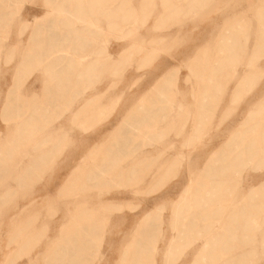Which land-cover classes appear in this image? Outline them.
Listing matches in <instances>:
<instances>
[{
    "label": "bare ground",
    "instance_id": "1",
    "mask_svg": "<svg viewBox=\"0 0 264 264\" xmlns=\"http://www.w3.org/2000/svg\"><path fill=\"white\" fill-rule=\"evenodd\" d=\"M16 1L17 0H0V60L3 55L2 53L5 49L4 39H2L3 30H4L3 28L6 25H9L13 21L16 11L17 14L20 11L19 7L18 9H16V11L15 8L13 7ZM46 1H47L46 8L43 11V13H41V15L32 16L34 23V24L32 23L33 24L32 26L35 25V28L32 27V29L34 28L33 29L34 31L31 32L32 35L31 34L29 35L31 37H28L30 40H28L26 43V45L28 44L27 45L28 47H26L25 50L26 54L23 57L21 56L22 58L15 65V70L17 75L23 74L24 71L27 69V67L33 64L35 65V67L41 68V71L43 70L45 75L62 74L66 72L70 74L90 75L95 72H103V70L109 66H111L112 68L120 64L125 59L128 53L127 50L119 54L111 50H106L105 51L106 53L104 52L105 54H103L99 49V47L95 46L96 44L92 45L91 43H89L90 40L88 41V38L93 37L95 33L100 32V30L104 26L102 24L103 22L102 20H104L105 18L108 19L109 24H113L115 22L118 23L123 21H130L131 18L134 19L135 17H137L136 16L137 9L133 8L135 0H126L125 7H124V3H119L116 5L115 2H111L109 6L108 4L106 6H97L98 2L100 1L103 2V0H46ZM148 1L149 0H139L138 3L140 9L143 8V6ZM160 1H161V5L164 6V10H163L164 13L162 11L163 15H161L160 18H164L165 16H167L171 10H174V8L178 9L179 6H183V5L185 6L186 4L192 2V0H175V2H172L174 0H160ZM92 5L94 6V8H91ZM96 12L98 13V16H96ZM72 14L75 15L76 17H79L80 19L79 20L80 22H78L79 24L71 17ZM245 18L246 17H244L242 23H244L246 19H247L246 23H249L248 18L246 19ZM29 21H30L29 19H25V24L23 23L25 27L29 25L28 24ZM235 21L232 24H230L229 33L227 34L223 33L225 36L217 42L216 49L214 50V52L212 51V49L205 47L208 49L204 50L205 48H203L204 51L200 50L199 53L196 52L197 54L195 55V57H192L193 59H191V61L189 60L190 62L188 63L192 71V74L197 79V85L200 86L199 87L200 89L196 94V98L193 104L184 105L182 103L179 104L177 103V105H175L174 97H176V95L175 93H174L175 96L172 97L171 95L173 93L172 86L174 88L176 84V80L174 78V72L173 73L171 71L163 72L160 75H157V78L154 80V82L150 84L149 90L145 92V94L142 95V97L139 98L138 101H136L137 103L132 105L125 112V115H123L118 120V123L116 124L112 132L109 135L105 134L107 137L103 138V136L105 135L102 134L101 137L102 139L98 144L87 147V149L84 148L85 150L82 148L83 146H81L80 148L76 147L74 149L75 152H78L79 149H83V151L81 152L79 151L80 154L78 156V160L75 161L76 163L74 164V167L68 173L67 178L63 183V186H61L62 189L60 190V193L61 192L63 193V191L66 190L67 191L74 190V193L76 194L75 196H72L73 198L71 200H66L65 202H63L64 206L62 207L63 208L62 215L58 219V221H63V223L60 224L58 222L59 231H60L58 240L56 242V245H54V247L52 246L53 248L47 254V257L44 261L45 264H79V263L84 264L85 262L86 264L90 263V261L92 260L90 256V254L92 253L91 250L93 249V245L96 244L95 243V235L97 233L96 231L98 230V228L103 227L106 224L103 223L109 218V215L111 216L110 213L108 216H106V214L103 215V213L101 214L100 212L95 211L93 209V205L97 202L95 200H98L99 202V199L102 197L103 198L102 201H104V203H102L100 206H102V208L106 210L108 209V210H113L114 213L116 212V218L120 221V219H124V218L126 219V217L122 215L123 213H121V211H123V208L124 207L126 208V206L122 203H116L115 200L117 193L119 192L136 193L137 185H139V183L141 184L142 182L147 183L148 181L149 182L154 181V183L151 182L152 185L151 187H149L151 189H154L153 186L155 185V183L159 180V178L162 179V177L158 178L159 175H162L163 177H165V175L167 174L170 175L169 165H172L174 161L171 160L172 157L170 156V154L169 157H166V159L163 160L162 162L165 165L168 164L167 167L163 165L156 167L155 163L157 162L156 161L152 162L149 159L154 153L157 152L163 155V153L167 149L166 147L168 146L169 148V144L163 146L162 148H158L157 146H154L149 150H145V152L142 154L141 152L127 153L125 151V148L128 145L135 143L136 140H139V138L141 137L144 139L146 135H147L146 138L148 137L149 143L152 144L153 140H155L156 133L162 127L161 126L162 124L160 125V123L164 120H168V118L171 115L172 117L169 119V122H173L174 120L177 121V119L179 118V120L183 123L182 124L183 127L187 126V124L190 122V121L188 122L187 115L190 113L189 111L190 108H192V106H194L195 108L196 120L193 125L194 126L193 130L192 129L191 130L193 132L194 131L199 132L201 128L203 127L205 128L206 125L210 124L211 119L214 116V113L225 94L226 88L229 86L230 82L233 81V79H235V84L233 88L234 90L230 94L231 100H238L240 98L241 91H243L244 89H250L254 85L256 81L254 82L255 79L253 76L255 72H257L259 69L258 68L256 70L255 68L258 67L257 66L258 60L262 55V53L264 52V44L260 45V38L264 39V31H263L264 26L262 28V31H260L258 35L259 40L254 46L255 49L251 53V57L249 58V61L244 63L243 61L241 62L242 64L246 63L245 64L246 66H251L256 71L252 73L251 70L249 71L247 68H244L240 72L237 70L236 65L239 61H241L240 59L244 60L242 57H244V55L247 54V51L249 49L246 47L247 46L246 42L243 43L240 41L239 38L240 36H242L241 35L242 32L238 31ZM68 25H72L70 28L71 30L61 31L59 33L60 34L59 36L61 38L58 39L56 43L61 44L63 42H67L68 44H70V46L71 44H73L76 48L79 49L78 53H72L71 51L66 49L65 53H57V54L55 53L51 57L43 58V56L41 55L42 49L40 44H42L41 42H43L44 38L43 37L41 38V32H43L47 28L48 30H50L53 27L60 30V28L63 29ZM24 30L22 29V32L19 33L20 36H22ZM19 31H21V29ZM50 36L57 37L55 34L53 35L49 34L48 37ZM68 36L73 37L71 41H66L67 40L66 37ZM4 38L7 39L6 37ZM255 40L254 42H256ZM17 46L19 45L17 44ZM103 46L106 47V44H104ZM9 48L11 49V46ZM251 51L252 50H250V52ZM7 52H5V56ZM23 52L24 51H22V53ZM10 54L11 53H8L7 55ZM115 54H117L116 57H114ZM10 60L11 57L7 58L5 62L8 63ZM226 67H232V70L230 73H228L230 77H228V79H226L225 81L223 80L224 77L221 78L222 76L221 77L219 76L222 74L221 71H223V69ZM70 80H72V78H70ZM188 80L189 79H187L186 81L188 82ZM257 83H259V80ZM127 87L128 86H126V88ZM98 89H100V87ZM78 90L80 91V89ZM18 92H20V90ZM18 92L16 96H13L12 92L9 91L6 97V101H4L5 102L4 109H6L9 112H13L15 117V123L12 129V133L11 134L8 133L7 137L8 135L10 136V138L8 137L9 139H14V138L25 139L28 137H31V139H33L32 137H36V136L40 137L38 141V145L36 146L37 151L35 152L34 155L31 156L28 163H26L30 167H39L42 163L46 161V159L49 157V155L52 153V151L55 148V145L51 144V142L49 144L48 141H51V139L56 138L54 137V135H57L56 139H61L62 137L60 136L59 138L58 134L60 135L66 134L67 130L65 127H67L66 126L67 123L72 118L75 120V122H77L79 116H84V119H86V117L88 119L91 118L90 120L91 122L90 121L88 122L92 123L93 121L92 117H95V114L98 113L97 111L100 110L99 109L96 111L94 106V104L96 103H93L94 100L101 99L96 94L98 93V91H94L96 93L93 94L92 93L84 94V92H81V95L84 97L79 102H77L76 104L74 103L75 105L73 104V102L72 103L69 102V105H67L61 111V115H63V117H61L62 118L61 121L59 120L60 123L56 126L54 124L55 127H52L51 129L44 130L43 120L46 114L44 110L45 107L49 104V102L53 100H61L65 98L69 99V97H71L75 92L73 90H67L63 87L51 88L48 87V85L44 88V91L43 93H41V95L38 93H34L29 99H27L28 97L26 99L25 97L24 98L21 97L22 95L18 94ZM95 94L97 95L95 97L96 99L95 98L93 99L92 96H94ZM102 94H105V92ZM105 95H103V98ZM172 98L174 99V104ZM176 98H178V96ZM109 102L110 103L108 104V106H110V104L113 103V101H109ZM254 108H251L252 110L247 112L246 117H244L243 121L237 126V128L234 129L232 132H230L228 138H226L227 140L224 143H222V145L220 144L221 147L219 149L217 148L218 150L216 151L215 150L213 152L211 151V154L204 161L202 168L200 169L196 178L192 179L187 184V186L184 187V189L178 195L177 199L174 201L175 203L173 204L175 205L171 209L172 210L171 214H169L170 235L168 234L169 237L165 239L166 240L164 242L165 246H163V248H160L159 246V241L164 240V235H163L164 229L161 228L162 227L161 218L157 219L155 217V213L156 211H158L157 210L158 208L155 207L154 210H145L144 214L139 218L138 224H136L137 227L135 226V231L137 230L136 233L134 232V235H132L133 238L122 249L120 261L118 260L119 262H121V264H157V257H158L157 255L159 253L162 254L163 264H231L233 262H238L239 264L243 260H245V262L253 261V264H258L259 262L260 264H264V191H263L264 182H262L260 186V179H259V182H255V184L249 185V187H247L245 190H241L238 188L239 183H241L242 178L244 177V172L247 171L245 170V167L247 165L250 166V171L251 170L254 172L260 171V155H263L260 154V147L262 146L260 145V135H261L260 124L262 123V122L260 123L261 121L260 103L257 104L256 107ZM76 118L78 119L76 120ZM84 119H82V121H85ZM13 120L11 122H13ZM179 120L177 121V124L178 122L181 124ZM94 121H96V118ZM78 123L77 125L79 126ZM86 123L83 124L86 125ZM89 123L87 125L90 126L95 122L92 124ZM73 124L76 125L75 123ZM174 124L175 123H173V125ZM82 126L83 125H81V127ZM172 127H175V125ZM172 127L170 129H172ZM205 129H203V131ZM169 132L168 134H170ZM188 134H192V133H188ZM203 134H201V136ZM78 138L79 137H77V139ZM5 140L6 139L3 140L4 141L3 143H5ZM262 140H263L262 147H264V137ZM84 141L86 140L84 139ZM183 142L184 141H182V143ZM84 145H86V143ZM42 146L45 147L47 146V147L41 148ZM5 148L6 147L3 148L4 150L0 151V166L3 165L2 164L4 161L3 156L7 155V152L2 154L4 151H6ZM62 150L63 149L61 148V151L59 152L61 153ZM84 151H86L87 153ZM179 152L182 153L181 151H178L177 153ZM186 152L188 153L189 151ZM167 153H169V151ZM159 158L163 159L164 157H159ZM173 159H175V157H173ZM183 161L184 159L182 158L179 161V163L182 164L184 163ZM144 164H146L147 172L149 170L148 173H150V175H148L147 173L148 177L147 176L144 177L146 173L144 175L139 174L141 172L143 173V169L145 168V167L143 168ZM160 167H164L162 168L164 171L161 170L163 172L162 174L160 173L157 176L158 178L157 179L156 174L159 171ZM173 170L176 169L173 168ZM93 180H97V182L93 183L92 182ZM111 181L116 182L118 186H123L125 189L116 192L114 191L112 196H106L105 193L93 194L95 189L92 190L93 193L90 194L92 187L101 186L100 183L105 185ZM253 182L254 181H251V183ZM98 189L99 188H97V190ZM156 190L157 189H155V191ZM74 193L71 194L74 195ZM0 195L2 194L0 193ZM69 195L70 194H68V196L66 197L69 198L70 197ZM94 198L95 200H93ZM37 201L39 200L38 197L36 196L33 197L32 200H30L26 204L22 203L24 207L23 209L20 208L21 211H25L27 210V208L30 207H35ZM12 206H14V204ZM16 206H18V204ZM98 206L99 205H97V207ZM25 212L27 213V211ZM8 213H6L7 215H4L7 216V218H8ZM2 215L3 214L1 213V216ZM34 216L36 217V215ZM34 216L32 215L31 221H33L32 219L35 218ZM160 216H162V214ZM36 218L38 219V217ZM132 219H135L134 215L129 217V219L127 218L128 221H131ZM254 221H257L259 224H255ZM8 222L9 220L7 221V223ZM34 223L35 222L33 221V224ZM19 225H17L19 228L18 230L16 228L15 231L16 234L17 231H19V229L24 224L22 223L21 227ZM30 225L33 226L31 223ZM30 225L29 227H31ZM23 227L22 229H24ZM46 228L45 230L48 231ZM26 230L27 229H25L24 231ZM259 230L261 231L260 241L257 239ZM13 234L14 233H12L10 236L12 237ZM20 234H22L23 236L24 233L21 232ZM34 234L35 233H33L30 238L34 239L35 238ZM161 234H162V238H160ZM250 236L252 237V240L247 239V237ZM30 238H26L25 240L19 242L18 246L15 242L16 239H12V240L10 239L7 242V244L15 242L16 246L18 247V248L16 247L17 252H19L20 250L25 249L29 245ZM110 241L112 242V240ZM100 242L98 247L101 248L100 245H102V242L101 243ZM241 244L242 245L245 244L244 248L242 247L235 248L234 246V245L241 246ZM249 244L254 246L253 251H257L256 246L260 244L261 247L260 258H256L255 256H249V257L247 256L249 249L246 247ZM4 246H7L5 245V242H4ZM99 249L97 250L99 251ZM117 250L115 251L117 252ZM10 251H12V249ZM12 252L13 253L10 255H12L13 258V254L14 252L16 253V251L13 250ZM186 252L187 254L185 256ZM189 253H192L190 254L191 257L187 258V255ZM10 255H8V257H10ZM9 261L11 263L13 262V260L11 261V259H9ZM118 261L116 260L115 263Z\"/></svg>",
    "mask_w": 264,
    "mask_h": 264
},
{
    "label": "rangeland",
    "instance_id": "2",
    "mask_svg": "<svg viewBox=\"0 0 264 264\" xmlns=\"http://www.w3.org/2000/svg\"><path fill=\"white\" fill-rule=\"evenodd\" d=\"M46 2V0H17L13 7L15 8V11L19 7V13L17 14L16 11L13 21L9 24L10 26L6 25V28H3L4 30L1 29L3 30L2 39H4L5 49L2 53L3 55L0 60V151L4 150L3 148L6 147V151H4L2 154L7 152V155H2L4 161L2 163L3 165L0 166V193L2 194L0 195V209H2L0 210V224L4 222L0 225V264H14V261L15 264H45L44 261L47 257V254L54 247V245H56V242L58 240V236L60 233L58 224L63 223V221H58V219L62 215V207L64 206L63 202H65L66 200H71L73 198L72 196H75L76 194L74 193V190H68L69 192L66 190L63 191V193H60V190L62 189L61 186H63V183L65 182L68 173L74 167V164L76 163L75 161L78 160L80 152L83 151L84 148L87 149V147L98 144L102 139V134L109 135L118 123V120L123 115H125V112L132 105L137 103L136 101H138L139 98H141L142 95L145 94V92L149 90L150 84L154 82V80L157 78V75H160L163 72H174L176 87L174 86L173 88L172 86L173 93L171 95L172 97L175 95L176 97L178 96V98L174 97L175 105H177V103H182L184 105L193 104L196 98V94L200 89V86L197 85V79L193 76L188 62H190L191 59H193L192 57H195V55L197 54L196 52L199 53L200 50L204 51L209 48L212 49V51L214 52V50L216 49L217 42L225 36L224 34L229 33L230 24H232L236 19L235 23L238 28V31L242 32V36H240L239 39L243 43L246 42V47L249 49L247 51V54L242 57L244 60L240 59L241 61L237 63L236 68L240 72L244 68H247L249 71L251 70L252 73H254L259 68L257 71L258 73L255 72L253 76L255 79L254 82L256 81L254 85L250 89H244L243 91H241L242 97L240 95V98L238 100H231L230 94L231 92H233L235 84V79H233V81L230 82L229 86L226 88L225 94L222 100L220 101L219 106L217 107L210 124L206 125L207 127L205 126L207 130L203 127L199 132L192 131L194 127V122L196 120L195 108L194 106H192L189 111L190 113L187 115L188 122H190L187 124V126H185L186 128L183 127V123L179 120V118L177 119V121L179 120L181 124L179 122L177 124L176 120H174L173 122H169V119L172 117L171 115L168 120H164L165 123L164 121H162L163 123H160V125L162 124V127L156 133L155 140H153L152 144L149 143L148 137L146 138V135L144 139L141 137L139 138V140H136L135 143L130 144L125 148V151L127 153L141 152L142 154L145 152V150H149L154 146L162 148L163 146L169 144V148H171L172 146L173 147L169 149L167 146L166 148L168 150L166 149V151L164 152L165 154L163 153L162 155L157 152L158 154L154 153L149 159L152 162H157L155 163L156 167H159L161 165L167 167L168 164L165 165L162 162L166 159V157H169V154L172 157L171 160H174L172 165H169V174L172 176L168 174L165 175V177L159 175L160 173L162 174V172L164 171L162 169L164 167L159 168V171L156 174V178L159 175L158 178L162 177V179L159 178V180L153 186L154 189L149 188L151 187L152 183H154V181H151L152 183L148 181L147 183H139V185H137L136 193H117L115 201L116 203H122L126 206V208L124 207L123 211H121V213H123L122 215L126 217V219H120L119 221L116 218V212L114 213L113 210H106L102 208V206H100L102 203H104V201H102V197L99 199V202L98 200H95V198L93 199L97 201L93 205V209L95 211L100 212L101 214L103 213V215L106 214V216H108L110 213L111 216L109 215V218L103 223L106 224L103 227L98 228V230L96 231V244L93 245V249L91 250L92 253L90 254L92 260L88 264H107V262L108 264H113L116 260L120 261L122 249L133 238L132 235H134V232L136 233L137 231H135V226L136 224H138L139 218L144 214L145 210H154L155 207L158 208H156L158 211H156L155 217L157 219L161 218V228L164 229V240L159 241L160 248H163V246H165V239L169 237L168 234L170 235L169 214H171V209L175 205L173 204L175 203L174 201L177 199L178 195L181 193L184 187L187 186V184L192 179L196 178L200 169L202 168L204 161L211 154V151L213 152L214 150H218L221 147L222 143L227 140L226 138H228L230 132L236 129L237 126L243 121L244 117H246L247 115V112L252 110L251 108L256 107V105L259 103L261 117L260 123L262 122L260 124V145L263 146L262 139L264 137V52L258 60V67L255 68L256 70H254V68H252L251 66H246V63L242 64L241 62L243 61L244 63L249 61L251 53L255 49L254 46L259 40L258 35L260 31H262V28L264 26V0H192L191 3L186 4L185 6H179L178 9L174 8V10H171L170 13L164 18H160L161 15H163L164 13V6L161 5L160 0H149L141 9L138 3L139 0H135L133 8L137 9V17H135L134 19L131 18L130 21L118 22L119 25L116 22L113 24H109L108 19L105 18L104 20H102L103 22L101 21L104 26L100 30V32L95 33L93 37L88 38V41L90 40L89 43H91L92 45L96 44L95 46H98L103 54L106 53V50H111L113 52H116L117 54L125 52L127 50L128 53L125 59L120 64L112 68L111 66H109L110 69L109 67H107L103 70V72H95L90 75L70 74L68 72L62 74L45 75L43 70L41 71V68L35 67V65L33 64L29 65L23 74L17 75L15 65L26 54L25 50L26 47H28V44L26 45V43L28 40H30L28 37H31L29 35L31 34V32L34 31L33 29L35 28V25L32 26L34 24L32 16L41 15V13H43L46 8ZM111 2H115L116 5L119 3H124V7L126 5V0H103V2H98L97 6H106L107 4L109 6ZM172 2H175V0ZM91 8H94V6L92 5ZM243 15L244 17L248 18L249 23H246V18L244 23H242L244 20ZM96 16H98L97 12ZM71 17L77 23L80 22L79 17H76L73 14ZM25 19L30 20L28 23L29 25L26 27L24 25ZM71 26L72 25H68L63 29L60 28V30L55 27L51 28L50 30H48L47 28L46 30L41 32V38H44L43 42H41L42 44H40L42 49L41 55L43 56V58L51 57L55 53H65L66 49H68L72 53H78L79 49L76 48L73 44H71L70 46V44H68L67 42H63L61 44L56 43V41L61 38L59 36V33L61 31L71 30ZM32 27L34 28L32 29ZM20 29L21 31H19ZM22 29L25 30L22 36H20L19 33L22 32ZM133 32L135 33V35ZM49 34H55L57 37H48ZM102 34L103 36H105L103 37ZM4 37H6L7 39H5ZM66 38V41H71L73 37L68 36ZM254 40L256 42H254ZM17 44L19 46H17ZM104 44H106V47L103 46ZM263 44L264 39L260 38V45ZM14 45H16L17 47ZM10 46L11 49L9 48ZM203 48L205 49L203 50ZM250 50L252 51L250 52ZM22 51L24 52L22 53ZM5 52H7V54H11H6L5 56ZM117 54H115L114 57H116ZM9 57H11V60L6 63L5 61ZM231 70L232 67L224 68L223 71H221L222 74L219 77H224L223 80L226 81V79L230 77L228 73H230ZM185 76L190 81L188 80L187 82ZM70 78H72L73 81L70 80ZM258 80L259 83H257ZM47 85L51 88L63 87L67 90H73L75 93H73V95L69 97V99L65 98L49 102V104L45 107L44 110L46 113L45 118L43 120L44 130L51 129L52 127H55L60 123L62 119L61 117H63V115H61V111L67 105H69V102H73V104L79 102L84 97L81 95V92H84V94H93L96 93L94 91H98V93L96 94L101 99L94 100L93 103L97 104H94L95 110L97 111L100 109L99 111L101 112L97 111L99 114L97 113L95 114V117H92L93 121L96 118V121H94L95 123L92 121V123L94 124L88 122L91 120L90 117V119L86 117V119H88L86 120L84 119V116H79V119L76 118V120L78 119L77 122H75V120L72 118L67 123V127H65L67 130V136L66 134H58L59 138L60 136L62 138L56 139L57 135H54V137L56 138H53L51 139V141H48L49 144L50 142L51 144H54L55 148L49 155V157L46 159V164L44 162L39 167H30L26 163H28L31 156L34 155L37 151L36 146L38 145L40 137H32L33 139H31V137L25 139H9L10 136L8 135V138L7 134L12 133V129L15 123V117L13 112H9L4 109V101H6V97L9 91L12 92L13 96H16L17 92L20 90L18 94H21L22 96H20L23 98L25 97V99L27 97V99H29L34 93H38L41 95ZM77 86L80 91L77 89ZM126 86L128 87L126 88ZM99 87L100 89H98ZM104 92L106 95L102 94ZM96 94L92 96L93 99L97 96ZM103 95H105L104 98ZM174 99L172 98L173 104ZM109 101H113V103H111L112 105L110 104V106H108V104L110 103ZM82 119H84L85 121H82ZM12 120L13 122H11ZM82 122H87L86 125L88 123L92 125H87L86 127V125ZM73 123H75L76 125L78 123L79 126H76ZM173 123H175V127H172L174 126ZM81 125L83 126L81 127ZM171 127L172 129H170ZM203 129H205V132L203 131ZM168 132L170 134H168ZM201 134L203 135L201 136ZM77 137L79 138L77 139ZM105 137L107 136H103V138ZM3 138L6 139L5 143H3ZM96 138H98L99 141ZM84 139L86 141H84ZM182 141L184 142L182 143ZM82 143H86V145ZM81 146H83V149H79L78 152L74 151L76 147L80 148ZM262 146L260 147V154H263L260 155V171L254 172L251 170V172L250 166L247 165L245 167V170L247 171L244 172V177L242 178L241 183H239L238 185L239 189L245 190L247 187H249V185L255 184V182H259V179L260 186L262 182H264V147ZM44 147L45 146H42L41 148ZM61 148L63 150L60 153L59 151H61ZM168 151L169 153H167ZM178 151H181L182 153H177ZM186 151L189 152L187 153ZM55 156L58 157L56 158ZM186 156L190 158H187ZM159 157L164 158L160 159ZM173 157H175V159H173ZM182 158L184 159V163L180 164L179 161ZM143 168V173L141 172L139 174L144 175L146 173L144 177H148L150 173H148L149 170L147 172L146 164L143 165ZM173 168L176 170H173ZM175 171L177 174L175 173ZM251 181L254 182L251 183ZM92 182L96 183L97 180H93ZM100 184L101 186L92 187L90 194H92V190L95 189L93 194L105 193L106 196H112L114 191L116 192L125 189L123 186H118L117 183L113 181L105 185L102 183ZM97 188L99 189L97 190ZM155 189L157 190L155 191ZM71 193H74V195H72ZM68 194H70L69 198L66 197L68 196ZM36 196L38 197L39 201H37L35 207L27 208V210H25L27 211V213L25 211H21V209H23L24 207L23 204H26L27 202L32 200L33 197ZM57 198H59L60 200ZM9 204L13 209L9 206ZM13 204L14 206H12ZM17 204L18 206H16ZM97 205L99 206L97 207ZM10 211H14L12 213L16 214L13 215ZM1 213L3 214L2 216ZM6 213H8V218L10 219H8L7 216H4L7 215ZM161 214L162 216H160ZM32 215H36V217H38L37 219L34 216L35 218L32 219L35 222L34 224L33 221H31ZM133 215L135 219L128 221L127 218L129 219V217ZM2 217L5 219H3ZM8 220L10 223H7ZM22 223L24 224V227L22 226ZM30 223L33 226H31ZM254 223L259 224L257 221H254ZM17 225H19L20 227L22 226L24 229H22L21 227L16 234V228L17 230L19 228ZM29 225L31 227H29ZM45 228L48 231H46ZM25 229L27 230L24 231ZM21 232H23L25 235L23 234L22 236V234H20ZM12 233H14L12 236L13 238L10 236ZM33 233L36 234H34V239L30 238ZM260 233L261 231L259 230L257 235V239L259 241ZM26 238H30L29 245L25 249L17 252L16 247L18 246L19 242L25 240ZM101 238L103 241L101 240ZM160 238H162V234L160 235ZM10 239H16L15 242L17 246L15 242L7 244ZM247 239L252 240V237H247ZM100 240L102 242V245H100L101 248L98 247ZM110 240H112V242ZM4 242L5 245H7L8 247L4 246ZM234 246L235 248H244L245 244H241V246ZM246 248L249 249V252L247 253L248 257H261L260 244L256 246L257 251H253L254 246L251 244H249ZM9 249H12V251H16V253L14 252L13 254V258L12 255H10L13 252ZM97 249H99V251ZM115 250H117L118 254ZM186 254L187 252L185 253V256ZM190 254L192 253H189V256L187 255V258L191 257ZM8 255H10L11 258L8 257ZM157 256V264H163L162 254L159 253ZM9 259H11V261L13 260V262L11 263ZM119 261L116 263L121 264V262ZM84 264H86V262ZM231 264H238V262H233ZM239 264H253V261L245 262V260H243ZM258 264H260V262Z\"/></svg>",
    "mask_w": 264,
    "mask_h": 264
}]
</instances>
